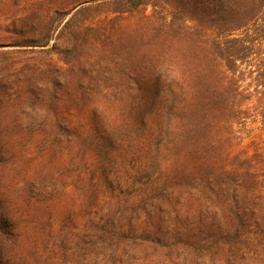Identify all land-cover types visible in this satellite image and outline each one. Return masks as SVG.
<instances>
[{"label": "trees", "instance_id": "1", "mask_svg": "<svg viewBox=\"0 0 264 264\" xmlns=\"http://www.w3.org/2000/svg\"><path fill=\"white\" fill-rule=\"evenodd\" d=\"M0 6V264H264V0Z\"/></svg>", "mask_w": 264, "mask_h": 264}, {"label": "rangeland", "instance_id": "2", "mask_svg": "<svg viewBox=\"0 0 264 264\" xmlns=\"http://www.w3.org/2000/svg\"><path fill=\"white\" fill-rule=\"evenodd\" d=\"M2 8L0 6V45L10 39V36L3 30L6 23L4 16L6 12L5 8ZM247 83H249V80L243 82L242 86L246 87ZM250 91H253L252 88ZM250 97L251 102L248 104L249 111H247L249 118L239 127H235L234 151L240 157L249 158V166L255 170L256 175L262 180L261 185L264 187V85L259 87L258 94ZM244 167H247V165Z\"/></svg>", "mask_w": 264, "mask_h": 264}]
</instances>
